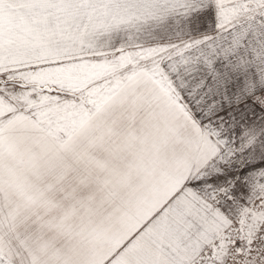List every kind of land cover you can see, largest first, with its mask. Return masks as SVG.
<instances>
[{
	"label": "snow or ice",
	"instance_id": "6c2138e0",
	"mask_svg": "<svg viewBox=\"0 0 264 264\" xmlns=\"http://www.w3.org/2000/svg\"><path fill=\"white\" fill-rule=\"evenodd\" d=\"M0 264H264V0H0Z\"/></svg>",
	"mask_w": 264,
	"mask_h": 264
}]
</instances>
